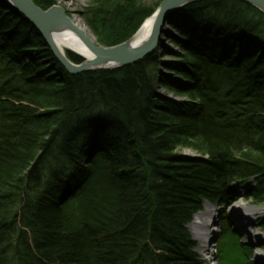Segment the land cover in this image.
I'll use <instances>...</instances> for the list:
<instances>
[{
  "label": "trees",
  "instance_id": "trees-1",
  "mask_svg": "<svg viewBox=\"0 0 264 264\" xmlns=\"http://www.w3.org/2000/svg\"><path fill=\"white\" fill-rule=\"evenodd\" d=\"M162 1L82 16L113 46ZM167 27L138 62L72 74L0 0V264H201L188 224L205 201L230 205L238 180L264 202V13L202 0ZM220 226L218 263L252 264L226 212Z\"/></svg>",
  "mask_w": 264,
  "mask_h": 264
},
{
  "label": "water",
  "instance_id": "water-1",
  "mask_svg": "<svg viewBox=\"0 0 264 264\" xmlns=\"http://www.w3.org/2000/svg\"><path fill=\"white\" fill-rule=\"evenodd\" d=\"M8 5L22 14L26 21L35 27L48 42L56 58L72 74H78L98 69H115L138 62L152 53L165 38L168 31V17L176 10L188 4L202 0H163L150 17H154L152 30L140 44L134 43L141 27L126 41L113 45L104 46L99 44L72 19L63 8L52 6L46 10L38 6L33 0H5ZM248 3L264 13V0H240ZM58 23L68 25L73 32L84 42L89 56L82 55L69 48L71 52L82 57L79 63L73 62L58 43Z\"/></svg>",
  "mask_w": 264,
  "mask_h": 264
},
{
  "label": "rangeland",
  "instance_id": "rangeland-1",
  "mask_svg": "<svg viewBox=\"0 0 264 264\" xmlns=\"http://www.w3.org/2000/svg\"><path fill=\"white\" fill-rule=\"evenodd\" d=\"M54 1L56 2L54 6H59L63 8L65 12L72 19L78 17L82 19L83 22L84 19L82 16V12L84 11L85 7L89 5V3L91 2V0H54ZM142 1L146 4H152L156 2V0H142ZM168 44L169 46L171 45V47H175L172 43L168 42ZM167 60H171V59L167 58ZM162 92L165 93L163 90ZM172 97L175 98V96ZM183 152L187 154H195L193 151L187 149L184 150ZM233 184L236 186V189L234 190L236 199L230 205L223 207V206H219L218 204L211 203L214 206L213 211L215 212L216 217L218 218V222H217L218 224L216 225L214 235L210 239V242L208 244H205L206 246L205 249H207V251H203L202 246L204 245V243L202 242V240L194 237L190 232L192 238L196 243L195 252L199 255L201 264H219L217 259L215 258V253H216L215 242L217 240V237L221 229L220 219H221V215L224 212L228 214L230 223H232V228L235 230L237 229V232L241 234L240 236L242 243H248V242L252 243L251 245L252 251L250 257L251 258L250 261L252 262V264H264V228L260 226V222H259L260 217L264 216V202L257 203L253 199L246 198L248 191V184L241 185L239 184L238 180H235ZM246 215L247 216L250 215L249 219L245 217Z\"/></svg>",
  "mask_w": 264,
  "mask_h": 264
},
{
  "label": "bare ground",
  "instance_id": "bare-ground-1",
  "mask_svg": "<svg viewBox=\"0 0 264 264\" xmlns=\"http://www.w3.org/2000/svg\"><path fill=\"white\" fill-rule=\"evenodd\" d=\"M74 21L91 37L93 36L82 19L75 17ZM153 22L154 17H149L144 22L138 35L133 40L135 44H140L147 39L152 30ZM57 40L66 54L68 51H70L67 49L69 48L82 55L89 56V52L84 42L77 36L75 32H73V30L68 25L64 23H58ZM213 207L214 206L210 202L205 201L203 204V208L194 215L192 222L188 224V229L192 233V235L202 240V242L204 243V245L202 246L203 251H207V249H205V244H208L210 242V239L214 235L216 225L218 224V218L213 211ZM249 216L246 215L245 217L249 219Z\"/></svg>",
  "mask_w": 264,
  "mask_h": 264
}]
</instances>
